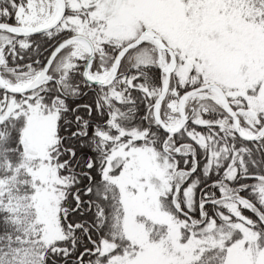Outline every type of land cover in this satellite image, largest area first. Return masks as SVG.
I'll use <instances>...</instances> for the list:
<instances>
[{"label": "snow or ice", "instance_id": "obj_1", "mask_svg": "<svg viewBox=\"0 0 264 264\" xmlns=\"http://www.w3.org/2000/svg\"><path fill=\"white\" fill-rule=\"evenodd\" d=\"M0 264H264V0H0Z\"/></svg>", "mask_w": 264, "mask_h": 264}]
</instances>
